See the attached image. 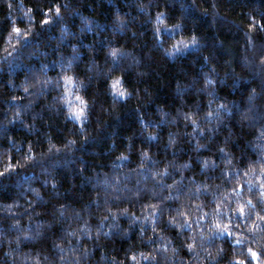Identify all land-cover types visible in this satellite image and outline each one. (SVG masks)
<instances>
[{
  "label": "trees",
  "instance_id": "trees-1",
  "mask_svg": "<svg viewBox=\"0 0 264 264\" xmlns=\"http://www.w3.org/2000/svg\"><path fill=\"white\" fill-rule=\"evenodd\" d=\"M0 264H264V0H0Z\"/></svg>",
  "mask_w": 264,
  "mask_h": 264
},
{
  "label": "snow or ice",
  "instance_id": "snow-or-ice-1",
  "mask_svg": "<svg viewBox=\"0 0 264 264\" xmlns=\"http://www.w3.org/2000/svg\"><path fill=\"white\" fill-rule=\"evenodd\" d=\"M56 11L58 12L59 9L57 8ZM159 19H160V14H158V20ZM46 22H47L46 20L45 21H41V23H46ZM13 31L19 33L21 30L19 28H17V27H13ZM160 31L161 30L159 28L156 29V34H157V38L158 39H161ZM191 43H195V39H193V41H191ZM175 50H177L176 45H173L172 49H165V51L168 52L169 54H171L172 51H175ZM110 54L113 57H115L117 55V50L116 49L111 50ZM64 79L66 81H69V82L71 81V77H64ZM112 91L115 92L120 97H124L127 94L125 91L121 90V80H120V78H116L115 80H113V82H112ZM61 99H64V98L62 97ZM75 99L79 103H78V105L75 108H70L69 115H73L77 119H80L81 117L86 119V115H85L86 107H87L86 101H84V99L82 97H80V96H76ZM221 107H222V105H221ZM209 115H211V114H209ZM217 207L219 209V205ZM233 211H236V210H233ZM239 211L242 214L243 213V208L241 207ZM201 219H203V217H201ZM188 247L191 248L192 245H188ZM255 255L256 254L253 253V256H255ZM133 259H135V257H133ZM145 259H148V257H145Z\"/></svg>",
  "mask_w": 264,
  "mask_h": 264
},
{
  "label": "rangeland",
  "instance_id": "rangeland-1",
  "mask_svg": "<svg viewBox=\"0 0 264 264\" xmlns=\"http://www.w3.org/2000/svg\"><path fill=\"white\" fill-rule=\"evenodd\" d=\"M121 90L125 91L124 88L121 86ZM126 92V91H125ZM116 96H119L117 95L115 92H113ZM120 97V96H119ZM47 171V170H46Z\"/></svg>",
  "mask_w": 264,
  "mask_h": 264
},
{
  "label": "bare ground",
  "instance_id": "bare-ground-1",
  "mask_svg": "<svg viewBox=\"0 0 264 264\" xmlns=\"http://www.w3.org/2000/svg\"><path fill=\"white\" fill-rule=\"evenodd\" d=\"M174 56V55H173Z\"/></svg>",
  "mask_w": 264,
  "mask_h": 264
}]
</instances>
